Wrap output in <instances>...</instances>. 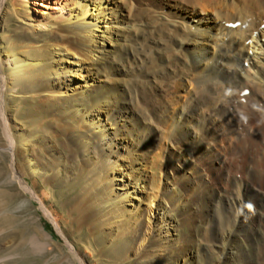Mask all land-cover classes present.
<instances>
[{
    "label": "bare ground",
    "instance_id": "1",
    "mask_svg": "<svg viewBox=\"0 0 264 264\" xmlns=\"http://www.w3.org/2000/svg\"><path fill=\"white\" fill-rule=\"evenodd\" d=\"M0 130L1 183L39 203L62 260L91 264L29 180L76 175L65 160L82 175L73 225L129 264H264L249 246L264 242V0H0ZM18 227L0 228V264ZM38 227L24 249L45 254Z\"/></svg>",
    "mask_w": 264,
    "mask_h": 264
},
{
    "label": "rangeland",
    "instance_id": "2",
    "mask_svg": "<svg viewBox=\"0 0 264 264\" xmlns=\"http://www.w3.org/2000/svg\"><path fill=\"white\" fill-rule=\"evenodd\" d=\"M37 7L42 8L41 6ZM34 104L35 102L24 99L14 101L16 120L26 128L27 132L38 130L40 122L44 120V114H38ZM46 129L51 132L50 129ZM52 144L55 145V149L58 150L59 154H65L63 143ZM5 145L6 143H3V136L0 130V147L2 148ZM43 156L45 160L51 158L46 152H43ZM62 164L68 165V168L71 167L70 169H73L72 171L76 175L68 173L66 178H55L49 182L42 178L37 182L31 179L29 180L31 185L40 194L49 193L48 206L60 213L63 230L77 248L82 253L87 254L91 264H129V261L118 257L117 249L120 246L108 244L107 240L102 236L103 233L93 235L90 229L78 230L73 225L70 200L76 195L82 183V175L76 162L69 161L66 163L64 160ZM9 165V154L5 150L0 149V228L19 226L16 232L6 234V239H13L16 244L20 245L18 249L20 255L15 264H71L67 260H62L69 253L66 242L58 234L53 224L43 215L39 203L29 198V194L24 193L19 185L8 181L1 183L8 175ZM24 199H29L30 202L23 207H19ZM38 226H45V229L53 234L52 241H55L52 245V250L45 254L40 252L32 253L24 249V240L36 232L39 228ZM249 246L255 251L264 250V242L260 238H255V245ZM6 253L7 251L3 254Z\"/></svg>",
    "mask_w": 264,
    "mask_h": 264
}]
</instances>
